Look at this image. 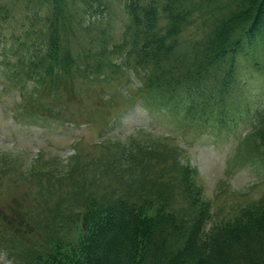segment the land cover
Returning a JSON list of instances; mask_svg holds the SVG:
<instances>
[{
  "label": "trees",
  "instance_id": "obj_1",
  "mask_svg": "<svg viewBox=\"0 0 264 264\" xmlns=\"http://www.w3.org/2000/svg\"><path fill=\"white\" fill-rule=\"evenodd\" d=\"M119 1L138 35L128 51L116 53L100 38L111 51L94 56L91 46L75 48L73 41L94 38L100 25L113 23L117 0H0V63L21 88L44 82L54 89L73 73L121 72L135 55L138 74L130 66L123 70L126 83L132 71L145 101L168 100L165 113L198 122L214 116L223 124L229 113L243 116L251 106L247 139L256 136L253 152L264 162V89L258 87L264 83V0ZM244 96L249 105L243 108ZM107 162L93 160V179L110 174ZM147 167L131 182L104 185L100 192L82 179L63 195L67 209L53 211L55 222L45 223L39 243L28 244L12 227L20 237L10 242L27 255L21 263L11 251L8 258L13 264H264V197L214 222L196 168L173 170L164 159ZM157 167L163 169L155 173ZM178 190L187 200L181 208L175 207ZM21 221V227L33 224L30 217Z\"/></svg>",
  "mask_w": 264,
  "mask_h": 264
},
{
  "label": "rangeland",
  "instance_id": "obj_2",
  "mask_svg": "<svg viewBox=\"0 0 264 264\" xmlns=\"http://www.w3.org/2000/svg\"><path fill=\"white\" fill-rule=\"evenodd\" d=\"M117 2L110 9L113 23L102 30L104 25H100L94 38L74 39L73 47L91 46L92 55L106 56L111 50L99 39L107 38L115 48L112 53L129 50L138 33L123 11L122 1ZM134 61L130 58L128 63L137 73ZM129 66L108 76L73 73L54 89L44 82L40 86L28 83L26 89L0 63V264L14 263L8 251L19 263L27 255L16 242H10L20 237L12 227H18L28 244L39 243L46 234L45 223L55 222L53 211L58 206L67 209L63 195L75 191V184L82 179V184L93 181L92 190L99 192L104 185L117 187L148 169L150 160L164 159L173 170L183 164L196 168L201 200L212 205L214 222L227 220L264 197V162L253 152L258 139H247L253 128L246 96L239 100L246 107L243 116L229 113L223 124L214 116L208 122L192 121L165 113L168 100L161 105L153 99L145 101L132 71L126 83L123 70ZM260 86L264 89L261 81ZM231 118L236 120L229 124ZM123 153L126 159L121 157ZM94 159L108 160L110 174L105 170L93 179ZM184 197L176 196L175 207L186 205ZM25 217L32 218L28 228L21 227Z\"/></svg>",
  "mask_w": 264,
  "mask_h": 264
}]
</instances>
